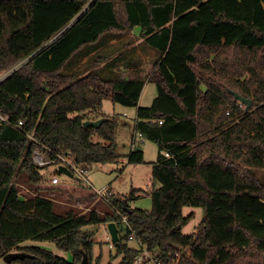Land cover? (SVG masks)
Here are the masks:
<instances>
[{
    "label": "trees",
    "instance_id": "16d2710c",
    "mask_svg": "<svg viewBox=\"0 0 264 264\" xmlns=\"http://www.w3.org/2000/svg\"><path fill=\"white\" fill-rule=\"evenodd\" d=\"M128 36L159 52L147 76L125 59L127 74L118 73L120 49L94 54ZM10 71L0 82L2 258L25 252L31 257L17 263L81 264L86 254L88 264H102L89 228L114 222L120 229L115 208L127 214L123 201L130 208L144 190L110 205L81 185L52 186L50 168L44 174L33 162V139L72 151L88 168L115 164L117 122L103 112L111 100L136 108V135L158 147L152 209L128 214L139 239L167 264H264V180L256 174L264 170V0H0V77ZM147 82L158 95L142 107ZM101 118L110 120L84 127ZM136 137L127 161L145 164ZM20 183L32 196L20 193ZM61 195L78 206L98 201L108 212L61 209ZM185 207L205 211L191 234L182 230ZM119 234L111 259L130 264L137 250ZM28 242L53 243L73 259Z\"/></svg>",
    "mask_w": 264,
    "mask_h": 264
},
{
    "label": "rangeland",
    "instance_id": "374dc122",
    "mask_svg": "<svg viewBox=\"0 0 264 264\" xmlns=\"http://www.w3.org/2000/svg\"><path fill=\"white\" fill-rule=\"evenodd\" d=\"M135 33H139V31L137 30ZM126 45L128 46L125 47ZM118 49H120L121 51L117 52L115 54V57L122 54L123 61H119L116 68L118 69V73L121 72L123 74H127L125 64L123 63L125 59L127 61V64L128 62L132 64L131 66L133 67V70H140L139 72L142 76H147L148 74H150L152 65L159 55V52L157 50L145 46L142 43V39L135 38L133 36H128L118 42H111L101 50L95 51L94 54H108L116 50L118 51ZM89 56L87 57L88 59L92 57ZM84 66V63H82L80 66L79 64H76L74 66V69H81ZM103 66L104 64L100 65L99 68L101 69L103 68ZM111 69L112 67H105V70L108 72L111 71ZM98 72L103 73V75L107 76V74H105L102 70H99ZM157 95V85L151 82H147L140 98V106H151ZM103 110L106 112V114L114 116L116 118V143L117 150L121 156V159L115 164H94L90 168L89 174L91 184L96 190L107 188L112 192L114 198L122 199L124 197L130 196L133 189H142L144 190V193L139 197L129 200L128 204L131 209L151 210L152 197L150 193L153 190L152 163L157 161L158 147L153 142H144L141 145V148L145 153V164H128L127 155L130 154L132 143L134 141V138L137 136H135L133 130L137 109L134 107H125L119 104H114L111 100H105L103 103ZM97 140L98 138L96 137L95 141ZM136 141H138V138L136 139ZM256 174L260 179L264 180V170H258L256 171ZM61 178L68 187L75 188L73 187V185H80L79 183L66 176H61ZM46 185L47 184L44 183L42 184V187H45ZM19 188L21 194L32 196V194L28 190L27 185H25L24 183H20ZM51 197H54V195H51ZM55 201L61 209L72 208L82 212H88L90 210L97 209L100 212H108L107 205L101 204V207H99L97 205L98 201H95L91 204L88 203L82 206H78L74 203L68 202L66 199V195H61V197L59 196ZM183 214L185 217L190 216L188 223L182 227L183 233L185 234L193 233L205 217V211L203 208L185 207L183 210ZM89 229L95 233L97 239V243L94 246V258L96 259L101 255L102 264H109L110 262H112V264H117L119 262V259H111V257L116 254V250L112 249L110 246V241L108 238L109 235L106 228L104 226H100ZM122 236L125 237V234L123 233ZM27 245L40 246L51 251L55 255L65 258L68 261H72L73 259L71 253L58 249L57 246L53 243L28 242ZM0 264L8 263H6L0 256ZM11 264L21 263L14 262Z\"/></svg>",
    "mask_w": 264,
    "mask_h": 264
},
{
    "label": "built area",
    "instance_id": "2783aa9c",
    "mask_svg": "<svg viewBox=\"0 0 264 264\" xmlns=\"http://www.w3.org/2000/svg\"><path fill=\"white\" fill-rule=\"evenodd\" d=\"M13 71V70H12ZM4 74L0 77V82L5 79L9 73ZM241 106L243 104L241 103ZM229 114V113H228ZM0 120L2 122H6V119L1 114L0 110ZM23 125V122H19L18 128H21ZM31 139H33L32 136H29ZM138 138V142H146L143 135H138L136 139ZM39 147L34 151L33 153V162L37 166V168L40 169L41 172L44 174L46 173V169L50 168V172L47 174L45 180L48 181L52 186H60L64 182L62 181L61 176H66L73 181L79 183L81 186L93 190L100 200H103L105 203L111 205V201L114 198V195L112 194L109 189L105 188L102 190H96L89 179L90 174V168L85 167L84 165H81L77 162L75 157L73 156L72 151H66V152H56L50 147L43 145L41 142L37 141L36 139H33ZM135 148V145L134 147ZM165 156L169 158V154L166 153ZM61 167L66 168L72 176H68L66 174H60L59 169ZM117 217L119 219L120 229L122 230V234L124 233L127 238V244H129L131 247H134L137 250V254L133 261L130 264H167L163 262V260L160 258V255L157 251L151 249L146 243L142 242L138 235L137 230L132 226L130 222V218L128 214L122 213L120 210L115 208ZM108 225L104 226L108 232V238L110 241V246L112 249L116 250L117 255V249L115 247V243H113L112 238L109 234ZM118 227V230H120ZM120 236V234H119ZM113 256V257H114ZM172 264V263H171Z\"/></svg>",
    "mask_w": 264,
    "mask_h": 264
},
{
    "label": "water",
    "instance_id": "95a60500",
    "mask_svg": "<svg viewBox=\"0 0 264 264\" xmlns=\"http://www.w3.org/2000/svg\"><path fill=\"white\" fill-rule=\"evenodd\" d=\"M232 94L236 97V99L238 101H240L242 104L247 106V109L252 107V100L246 99L243 96H241L240 94H238L237 92L231 91ZM110 119L109 118H101L95 121H85L84 122V127L85 128H100L102 124H104L105 122H108ZM59 173L60 174H66L68 176H72V174L64 167H61L59 169ZM123 207L124 210L127 214H131L132 210L130 208L127 207V202L126 200L123 201ZM109 234L112 238L113 243L117 244L120 241V236H119V230L117 227V224L114 222H111L108 224L107 226ZM31 257L29 254L25 253V252H12L9 253L7 255H5L3 257L4 261L8 264L17 262L19 260H23L25 258ZM81 264H88V256L85 254L83 261L81 262Z\"/></svg>",
    "mask_w": 264,
    "mask_h": 264
},
{
    "label": "crops",
    "instance_id": "0c3cea01",
    "mask_svg": "<svg viewBox=\"0 0 264 264\" xmlns=\"http://www.w3.org/2000/svg\"><path fill=\"white\" fill-rule=\"evenodd\" d=\"M142 41H143V40H142ZM103 112L106 113L104 110H103ZM135 124H136V119H135V121H134V128H133V130H134V134H135V136H136V132H135ZM134 139H135V138H134ZM133 142H134V141H133ZM133 147H134V143H132L131 151L134 149Z\"/></svg>",
    "mask_w": 264,
    "mask_h": 264
}]
</instances>
